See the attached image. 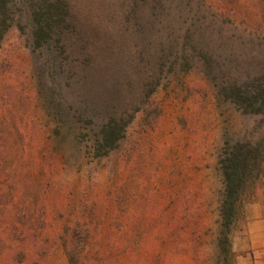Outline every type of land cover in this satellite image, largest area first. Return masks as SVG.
Instances as JSON below:
<instances>
[{"label":"trees","instance_id":"obj_1","mask_svg":"<svg viewBox=\"0 0 264 264\" xmlns=\"http://www.w3.org/2000/svg\"><path fill=\"white\" fill-rule=\"evenodd\" d=\"M10 29L26 36L31 48L23 52L27 63L33 54L40 59L29 74L40 87L49 120L30 118L42 127L39 144L29 146L27 140L35 135L28 139L26 129L13 122V128L0 132V264H25L29 244L45 238L42 228L53 218L60 226V232H53L54 247L64 252L66 264H84L82 257L91 249L104 259L106 248L115 255H133L139 263L140 257H150L142 247L146 234L158 245H165L167 236L176 239L161 212L144 210L135 221L148 225H134L126 236L116 235L123 226L114 234L106 227L98 237L101 224L110 227L119 219L114 210L135 200L137 190L132 194L117 175L122 166L133 164L134 145L156 131L170 96L184 93L199 104L183 123L226 108L229 113H221L228 114L227 124L233 113H240L257 117L264 128V0H0V47ZM191 72L200 75L199 83L170 90L161 84ZM139 114L140 135L128 147L123 165L119 148ZM227 135L217 155L222 180L217 244L222 253H228L240 195L258 181L264 162L263 140L254 142L239 132ZM66 144L77 150V159L116 157L110 184L67 192L58 203L48 196L67 163ZM152 188L142 184V205ZM106 203L114 209L110 214L103 212ZM93 221L98 230L89 224Z\"/></svg>","mask_w":264,"mask_h":264},{"label":"rangeland","instance_id":"obj_2","mask_svg":"<svg viewBox=\"0 0 264 264\" xmlns=\"http://www.w3.org/2000/svg\"><path fill=\"white\" fill-rule=\"evenodd\" d=\"M25 35L17 29H10L0 47V132L8 128L21 129L29 139L33 133L34 139L27 144L41 143L39 129L42 127L30 120L32 116L46 119V110L42 107L40 87L31 82L29 69L37 70L39 60L33 54L31 64L23 54L25 47L30 51V45ZM20 56L18 58L17 56ZM24 66V68H23ZM200 81V75L195 72L177 79H171L170 84L164 79L162 86L167 90L176 89L175 85H191ZM162 86L160 88H162ZM161 95L164 92L161 90ZM184 93L165 99L162 116L155 132L148 138L138 141L132 151L133 164L124 165L123 156L128 147L138 140L141 114L131 127V133L119 149L120 159L124 166L117 175L124 186H130L136 196L131 203H123L119 210H114L108 203L103 206V212L110 214L112 210L120 213L117 221L95 226L100 228L98 237L105 228L114 234V230L123 226V232L116 235H129L134 225H148L135 221L142 211H159L170 221L171 234H177L176 239L167 236L165 245H158L152 234L143 237V245L150 257H140L146 264H264V162L258 181L246 187L239 198L235 221L228 234V253H222L217 244L219 233L218 208L221 200L222 180L217 168V155L222 145L224 132L227 136L238 134L240 137L252 139L254 142L264 141V128L259 125L257 117L233 113L231 123L227 124L229 111L226 108L211 110L209 116L203 119H184L190 111H196L199 104L186 99ZM225 111L226 113H221ZM10 122L15 125L11 126ZM28 122V124H24ZM42 122V121H41ZM187 122V124H186ZM229 122V121H228ZM185 124V127L183 126ZM10 128V129H11ZM50 128L52 124L50 123ZM29 130V131H28ZM65 128L61 129V133ZM143 135V134H142ZM30 143V144H29ZM64 156L67 163L60 170L52 184L48 198L53 202H61L68 196L67 192L76 193L84 188L89 190L104 188L110 184L113 174L112 164L116 157L111 153L99 160L84 156L77 159V150L70 144L64 145ZM28 148V147H27ZM118 182V181H117ZM116 182V185H117ZM153 188L148 194V201L140 202L142 184ZM87 186V187H85ZM24 196V199H27ZM42 204V199H39ZM26 218H23L25 221ZM57 220L52 219L42 229L45 238L39 237L30 243L25 257V264H66L64 252L55 248V234L60 232ZM164 223H162L163 225ZM104 259L91 249L82 257L84 264H140L135 256L124 257L112 253V248L104 249Z\"/></svg>","mask_w":264,"mask_h":264}]
</instances>
